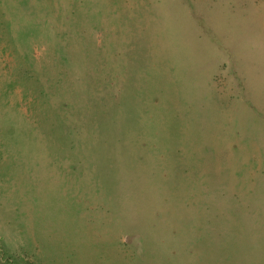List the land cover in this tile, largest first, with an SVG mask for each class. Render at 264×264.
I'll return each mask as SVG.
<instances>
[{
    "label": "rangeland",
    "instance_id": "1",
    "mask_svg": "<svg viewBox=\"0 0 264 264\" xmlns=\"http://www.w3.org/2000/svg\"><path fill=\"white\" fill-rule=\"evenodd\" d=\"M0 264H264V0H0Z\"/></svg>",
    "mask_w": 264,
    "mask_h": 264
}]
</instances>
